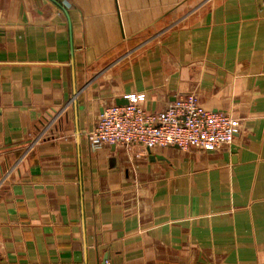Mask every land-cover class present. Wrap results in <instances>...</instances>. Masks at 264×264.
Returning <instances> with one entry per match:
<instances>
[{
    "label": "crops",
    "instance_id": "crops-1",
    "mask_svg": "<svg viewBox=\"0 0 264 264\" xmlns=\"http://www.w3.org/2000/svg\"><path fill=\"white\" fill-rule=\"evenodd\" d=\"M185 94L230 146L89 142ZM0 264H264V0H0Z\"/></svg>",
    "mask_w": 264,
    "mask_h": 264
},
{
    "label": "built area",
    "instance_id": "built-area-1",
    "mask_svg": "<svg viewBox=\"0 0 264 264\" xmlns=\"http://www.w3.org/2000/svg\"><path fill=\"white\" fill-rule=\"evenodd\" d=\"M144 99L131 95L125 105L104 108L88 137L91 145L213 152L230 146L240 131L239 120L228 112L202 108L194 94L180 95L157 112L146 111Z\"/></svg>",
    "mask_w": 264,
    "mask_h": 264
},
{
    "label": "water",
    "instance_id": "water-1",
    "mask_svg": "<svg viewBox=\"0 0 264 264\" xmlns=\"http://www.w3.org/2000/svg\"><path fill=\"white\" fill-rule=\"evenodd\" d=\"M127 103V101H125V100H121V101H117L116 102V105L117 106H120V105H125ZM147 150H149V149H147Z\"/></svg>",
    "mask_w": 264,
    "mask_h": 264
}]
</instances>
